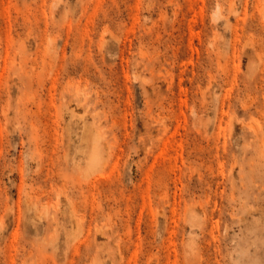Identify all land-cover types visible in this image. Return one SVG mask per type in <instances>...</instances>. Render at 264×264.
<instances>
[{
	"label": "rangeland",
	"instance_id": "374dc122",
	"mask_svg": "<svg viewBox=\"0 0 264 264\" xmlns=\"http://www.w3.org/2000/svg\"><path fill=\"white\" fill-rule=\"evenodd\" d=\"M0 264H264V0H0Z\"/></svg>",
	"mask_w": 264,
	"mask_h": 264
}]
</instances>
